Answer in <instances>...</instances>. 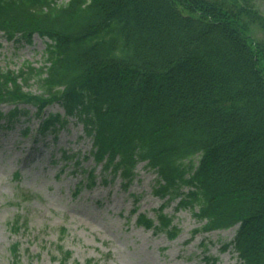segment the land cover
I'll return each mask as SVG.
<instances>
[{
  "label": "trees",
  "instance_id": "16d2710c",
  "mask_svg": "<svg viewBox=\"0 0 264 264\" xmlns=\"http://www.w3.org/2000/svg\"><path fill=\"white\" fill-rule=\"evenodd\" d=\"M59 1L0 0V37L48 40L42 67L0 68V106H12L0 128L28 114L19 105L35 108L39 136L74 118L102 183L118 177L127 189L141 162L156 174L151 192L164 202L154 218L135 207L137 226L173 240L180 229L164 209L178 200L201 224L192 237L236 227L222 251L264 264V39L252 34L264 16L253 0ZM31 80L40 94L24 90ZM53 104L63 115L45 114ZM84 174L74 196L96 185L94 170ZM53 251L77 264L62 244ZM11 257L22 264L20 244Z\"/></svg>",
  "mask_w": 264,
  "mask_h": 264
},
{
  "label": "rangeland",
  "instance_id": "374dc122",
  "mask_svg": "<svg viewBox=\"0 0 264 264\" xmlns=\"http://www.w3.org/2000/svg\"><path fill=\"white\" fill-rule=\"evenodd\" d=\"M253 3L264 16V0ZM252 34L257 40L264 39L257 26L252 27ZM0 41L2 70L17 72L27 63L44 65L47 39L34 35L27 41L18 35L11 41ZM24 90L41 93L35 80ZM19 108L28 114L0 128V264H11V250L16 243L20 244L22 264H59L51 258L57 255L53 250L58 243L71 252L70 262L77 264H205L204 257L217 259L216 264L237 263L232 248L222 251L232 242L236 227L192 237V231L201 224L188 210H176L178 200L164 209L180 229L173 240L136 225L132 214L135 207L154 218L155 210L164 202L152 195L156 174L145 162L136 166L135 178L127 189L118 177L107 176L104 184L100 181L101 167L90 156L91 141L84 136L79 122L69 118L55 132L39 136L35 108ZM10 109L12 106H0L3 113ZM49 113L63 115V109L53 104L45 110L46 115ZM63 153L74 155L79 164L66 161ZM91 170L98 176L96 185L74 196L84 172ZM16 217L24 223L18 233L9 226ZM61 228L65 229L62 239Z\"/></svg>",
  "mask_w": 264,
  "mask_h": 264
}]
</instances>
